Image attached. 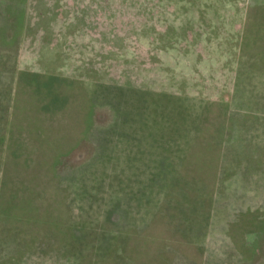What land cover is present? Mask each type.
<instances>
[{
    "label": "rangeland",
    "instance_id": "rangeland-1",
    "mask_svg": "<svg viewBox=\"0 0 264 264\" xmlns=\"http://www.w3.org/2000/svg\"><path fill=\"white\" fill-rule=\"evenodd\" d=\"M0 264H264V0H0Z\"/></svg>",
    "mask_w": 264,
    "mask_h": 264
},
{
    "label": "trees",
    "instance_id": "trees-1",
    "mask_svg": "<svg viewBox=\"0 0 264 264\" xmlns=\"http://www.w3.org/2000/svg\"><path fill=\"white\" fill-rule=\"evenodd\" d=\"M181 157V156H180Z\"/></svg>",
    "mask_w": 264,
    "mask_h": 264
}]
</instances>
